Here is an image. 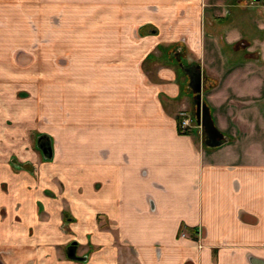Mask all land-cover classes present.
<instances>
[{
	"label": "crops",
	"instance_id": "1",
	"mask_svg": "<svg viewBox=\"0 0 264 264\" xmlns=\"http://www.w3.org/2000/svg\"><path fill=\"white\" fill-rule=\"evenodd\" d=\"M117 8L115 29L149 23L158 32L118 33L114 68L67 72L60 97L48 82L46 109L37 115L57 139L50 160L24 135L43 130L42 122L20 119L28 102L0 98L3 115L18 116L13 125L0 122V250H12L1 264H114L124 253L139 264H264V130L217 147L197 132L180 133V83L156 53L185 35L200 61H226L206 48L218 42L206 32L221 30L224 46L256 40L249 29L264 30V0H127L121 20ZM241 72L230 71L204 100L224 136L217 121L225 103L232 108L230 92L256 97L264 85ZM237 73L247 90L231 82ZM13 156L33 168L18 169ZM72 240L77 256L94 247L87 260L66 255Z\"/></svg>",
	"mask_w": 264,
	"mask_h": 264
},
{
	"label": "rangeland",
	"instance_id": "2",
	"mask_svg": "<svg viewBox=\"0 0 264 264\" xmlns=\"http://www.w3.org/2000/svg\"><path fill=\"white\" fill-rule=\"evenodd\" d=\"M126 1L0 0V98H14L15 96L17 99L26 100L28 105L23 108H25L24 112H27L21 111L20 119L22 120L24 116L28 120H33L35 126L42 122V125L38 127L43 130H31L24 134L25 136L28 135L29 139L31 138V148L39 154L42 160H50L53 153L41 151L38 143H36L38 134L45 135L42 137V144L47 146L50 141L53 147L57 144L56 136L54 137L46 130V117L40 119L37 115V113L45 112L48 82L54 83L53 94L56 98L57 96L60 97L67 72L70 73L77 69H98L109 72L114 68V37L118 33L128 32L130 38L136 39L152 32L157 34L158 30L149 23L141 24L130 31L114 28V21H116L114 20V7L119 8L117 9L121 20L124 16L121 11L123 7H126ZM151 8L156 7L152 6ZM249 31L257 37L256 40H241L233 46L218 44V42L224 41L223 38L220 39L221 30L213 29L209 31L211 34L206 32V39L211 38L209 40L212 44L218 40L217 45L213 44L206 46V48L212 54L225 55L226 61L220 58L215 61L212 56L209 59L208 55L205 62L200 61L184 44L185 35L180 37V43L157 46L156 53L160 55V58L162 57V62L159 63L172 68L176 74V80L180 83L182 92L180 96L183 97L185 106L180 109L177 118L181 111H185L191 117L194 110L193 98L195 94L188 74L191 68L197 69L199 67L202 77L201 97L203 101L207 92L212 91L217 86H222L227 78L226 75L234 69L242 71L241 73L247 72L249 76L258 75L262 77L264 82V30L253 29L251 31L249 29ZM215 38L216 40H213ZM201 67L203 71H201ZM236 75L237 77L231 82L242 88L241 90L248 89L249 86L245 87L244 81L239 82L238 73ZM248 80L252 79L249 78ZM66 86L69 87L70 85ZM251 88H253L252 91L257 90L255 87ZM260 90L262 92L260 91L256 97L241 92L239 94L230 92L229 99L233 100L231 102L232 108L229 109L228 104L225 103L219 110L221 117L217 121L224 129L225 143L234 138L242 137L245 133L254 134L252 132L253 127L256 128L257 135L261 132V128L264 130V127H261V123L264 124V102H261L264 101V85L261 86ZM218 95L220 98L225 96L222 92ZM30 100H38L40 107H31L29 105ZM2 108L3 106L0 105V122L6 121L13 125L17 113L13 117H5L3 115L5 112H1ZM226 120L228 122L227 128L224 125ZM193 132L204 135L202 128H195ZM22 150V155L28 157L30 149L27 143H24ZM52 151L54 152L53 148ZM10 162L15 164L18 169L24 168L30 171L33 168L31 161H19L16 156H13ZM66 215H68L67 212L64 215L65 218ZM64 224L67 226L66 220ZM73 241L78 244L77 240L70 241L65 245L64 252L67 251V246ZM93 248L92 245H89L86 253L81 254L80 251L79 255L83 258L78 261L87 260ZM4 252L11 254L12 250L10 248L1 249L0 255ZM114 264L139 263L133 259L131 254L124 253L123 256L120 255V261L114 262Z\"/></svg>",
	"mask_w": 264,
	"mask_h": 264
},
{
	"label": "water",
	"instance_id": "3",
	"mask_svg": "<svg viewBox=\"0 0 264 264\" xmlns=\"http://www.w3.org/2000/svg\"><path fill=\"white\" fill-rule=\"evenodd\" d=\"M192 90L194 92L193 105L194 110L192 113L193 119L202 125L205 131L204 144L208 147H217L225 143V136L221 131L215 126L212 116L210 114V109L205 101L202 100L201 90H202V77L201 73L198 72L197 76L192 81L190 80ZM75 242L71 243L73 246ZM69 257H74L73 250L67 253Z\"/></svg>",
	"mask_w": 264,
	"mask_h": 264
},
{
	"label": "flooded vegetation",
	"instance_id": "4",
	"mask_svg": "<svg viewBox=\"0 0 264 264\" xmlns=\"http://www.w3.org/2000/svg\"><path fill=\"white\" fill-rule=\"evenodd\" d=\"M195 70H197V71H195ZM198 72H199V67H197V69H194V68H191L190 70H189V77H190V80L192 81V84H193V82H194V79H195V77L197 76V74H198ZM203 134H204V136H205V131H204V128H203ZM47 144V143H46ZM52 143H51V141H50V143H48L47 144V146L46 145H44V143L42 144V145H38V147L41 149V151H43V152H45L46 153V151H49V153L50 154H52L53 153V151H52V148H53V150H54V147L51 145ZM52 147V148H51ZM52 158V157H51ZM179 234H181V233H179ZM183 235V234H182ZM73 242H75V244H73V246H71V244H69L68 246H67V248H66V254L67 253H69V252H71L72 250H73V252H74V257H70V258H73V259H77V260H81L83 257L82 256H77L76 255V253H75V250H76V244H77V242L76 241H73ZM68 256V255H67ZM69 257V256H68Z\"/></svg>",
	"mask_w": 264,
	"mask_h": 264
},
{
	"label": "built area",
	"instance_id": "5",
	"mask_svg": "<svg viewBox=\"0 0 264 264\" xmlns=\"http://www.w3.org/2000/svg\"><path fill=\"white\" fill-rule=\"evenodd\" d=\"M179 117V127L182 133H190L195 128H202L201 124L196 123L185 111H181Z\"/></svg>",
	"mask_w": 264,
	"mask_h": 264
},
{
	"label": "trees",
	"instance_id": "6",
	"mask_svg": "<svg viewBox=\"0 0 264 264\" xmlns=\"http://www.w3.org/2000/svg\"><path fill=\"white\" fill-rule=\"evenodd\" d=\"M179 118V117H178ZM177 118V119H178ZM179 122H180V118L178 119V129H179V132L181 133V130H180V127H179ZM45 136L43 134H38V139L36 141V143H38V145H42V137Z\"/></svg>",
	"mask_w": 264,
	"mask_h": 264
}]
</instances>
